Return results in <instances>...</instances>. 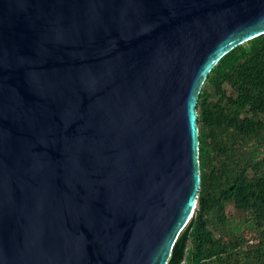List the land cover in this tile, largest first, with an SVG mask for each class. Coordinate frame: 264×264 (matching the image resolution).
I'll list each match as a JSON object with an SVG mask.
<instances>
[{
	"label": "water",
	"instance_id": "95a60500",
	"mask_svg": "<svg viewBox=\"0 0 264 264\" xmlns=\"http://www.w3.org/2000/svg\"><path fill=\"white\" fill-rule=\"evenodd\" d=\"M262 33L264 0H0V264H166L201 86Z\"/></svg>",
	"mask_w": 264,
	"mask_h": 264
},
{
	"label": "trees",
	"instance_id": "16d2710c",
	"mask_svg": "<svg viewBox=\"0 0 264 264\" xmlns=\"http://www.w3.org/2000/svg\"><path fill=\"white\" fill-rule=\"evenodd\" d=\"M196 114L200 186L166 264H264V33L212 67Z\"/></svg>",
	"mask_w": 264,
	"mask_h": 264
},
{
	"label": "rangeland",
	"instance_id": "374dc122",
	"mask_svg": "<svg viewBox=\"0 0 264 264\" xmlns=\"http://www.w3.org/2000/svg\"><path fill=\"white\" fill-rule=\"evenodd\" d=\"M182 264H187L186 262L182 263Z\"/></svg>",
	"mask_w": 264,
	"mask_h": 264
}]
</instances>
